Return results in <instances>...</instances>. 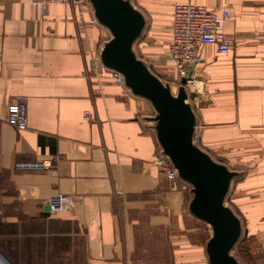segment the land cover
<instances>
[{
  "label": "crops",
  "instance_id": "crops-1",
  "mask_svg": "<svg viewBox=\"0 0 264 264\" xmlns=\"http://www.w3.org/2000/svg\"><path fill=\"white\" fill-rule=\"evenodd\" d=\"M128 1L144 20L133 52L160 80L174 74L167 46L175 4L229 12L230 53L206 46L203 62L187 73L194 143L227 168H256L244 183L264 182V0ZM111 38L90 0L43 14L29 0H0V178L9 203L19 200L27 217L23 234L15 224L11 257L17 264H150L158 252L145 240L149 231L168 234L170 263L209 264L208 225L189 211L191 186L155 166L161 147L152 104L116 84L101 62ZM15 96L26 98L22 130L5 122ZM51 158L48 170L15 169ZM262 218L261 209L252 231L264 229ZM193 233L205 239L193 241Z\"/></svg>",
  "mask_w": 264,
  "mask_h": 264
},
{
  "label": "water",
  "instance_id": "water-1",
  "mask_svg": "<svg viewBox=\"0 0 264 264\" xmlns=\"http://www.w3.org/2000/svg\"><path fill=\"white\" fill-rule=\"evenodd\" d=\"M90 3L98 23L112 36L102 48V64L120 73L135 96L152 104L156 115L151 121L162 153L170 159L179 178L191 186L189 211L211 228L206 244L208 263L239 264L231 252L241 237V222L225 201L238 174L213 161L194 143L196 120L187 103L189 96L184 86L187 76L174 96L168 84H163L136 58L132 47L141 35L144 20L128 0H90Z\"/></svg>",
  "mask_w": 264,
  "mask_h": 264
},
{
  "label": "built area",
  "instance_id": "built-area-1",
  "mask_svg": "<svg viewBox=\"0 0 264 264\" xmlns=\"http://www.w3.org/2000/svg\"><path fill=\"white\" fill-rule=\"evenodd\" d=\"M38 6L43 13L49 6H66L70 0H29ZM230 19L227 10L215 11L201 5L175 4L171 14V39L167 46V55L173 64L176 77L168 84L172 95L176 96L181 81L187 76L189 67L193 64L203 62L200 49L206 46H214L217 54L227 55L232 48V38L225 32V26ZM113 78L116 84L124 85L123 76L113 71ZM188 81L186 85H188ZM89 118V114H85ZM6 124L17 130L27 127V103L23 96H15L7 108ZM195 137V133H194ZM195 142V141H194ZM55 166V158L40 162L18 163L15 166L17 171H40L48 170ZM155 166L158 167L168 180H179L178 173L172 162L166 157L162 150L158 155Z\"/></svg>",
  "mask_w": 264,
  "mask_h": 264
},
{
  "label": "rangeland",
  "instance_id": "rangeland-1",
  "mask_svg": "<svg viewBox=\"0 0 264 264\" xmlns=\"http://www.w3.org/2000/svg\"><path fill=\"white\" fill-rule=\"evenodd\" d=\"M171 62V61H170ZM173 72L171 76L164 75L161 80L165 83L170 84L175 80L176 73L171 63ZM175 76V77H173ZM189 85V84H188ZM184 85L188 92L191 91L190 85ZM212 155L214 161H221L216 158L212 152H208ZM228 169L240 171L238 178H235L231 184L229 194L226 198V206H228L238 217L241 222L242 233L241 237L231 252V255L238 261L239 264H264V229L261 231H252L254 228V220L257 217V213L262 209L264 211V182L259 183H244L247 176L253 172L256 168L247 167H229ZM246 184V185H245ZM242 188V191H241ZM10 193L8 185L2 178H0V264H17L11 257L10 241L14 240L16 235L15 224L22 225L23 234V223L26 221V216L17 209L19 200L12 201L9 203L8 194ZM246 195L249 198L240 202H235L237 197L240 195ZM16 217V218H15ZM262 224H264V218ZM209 233L207 236H211V228L208 226ZM257 232V234H256ZM250 234H254L253 236ZM145 240L150 242L154 241V252H158V258L155 256V262L150 264H172L169 262V251L170 247L165 244L168 242V234L161 232L157 234H149V231L144 232ZM204 236V235H203ZM23 240V237H20ZM191 239L193 241H199L205 239L197 233H193ZM159 243V247H157ZM144 250V249H143ZM138 253V259H143L147 254L145 251ZM152 251V250H150ZM157 261H160L157 263ZM22 264V263H21ZM130 264H144L142 261Z\"/></svg>",
  "mask_w": 264,
  "mask_h": 264
}]
</instances>
